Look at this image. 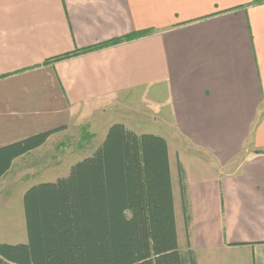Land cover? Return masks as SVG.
I'll use <instances>...</instances> for the list:
<instances>
[{"label": "crops", "instance_id": "0c3cea01", "mask_svg": "<svg viewBox=\"0 0 264 264\" xmlns=\"http://www.w3.org/2000/svg\"><path fill=\"white\" fill-rule=\"evenodd\" d=\"M115 124L165 140L179 251L178 211L197 264H264V0H0V148L63 128L0 177V215L26 157L71 128L100 145Z\"/></svg>", "mask_w": 264, "mask_h": 264}, {"label": "trees", "instance_id": "16d2710c", "mask_svg": "<svg viewBox=\"0 0 264 264\" xmlns=\"http://www.w3.org/2000/svg\"><path fill=\"white\" fill-rule=\"evenodd\" d=\"M83 49L49 61L85 54ZM63 128L0 148V177L14 159ZM167 144L160 136L112 125L98 149L66 177L32 186L23 196L26 243L0 244V264H197L178 249ZM178 165L185 228L190 222Z\"/></svg>", "mask_w": 264, "mask_h": 264}, {"label": "rangeland", "instance_id": "374dc122", "mask_svg": "<svg viewBox=\"0 0 264 264\" xmlns=\"http://www.w3.org/2000/svg\"><path fill=\"white\" fill-rule=\"evenodd\" d=\"M99 134L103 133L104 130H98ZM87 132L84 129H68L65 133L58 135L53 138L49 145L45 146L41 151H36L33 155L28 156L21 162L23 165L19 167L18 174L20 176H14L12 174L5 177L6 179L1 183L2 187H5L4 190L7 191L6 197L8 199L7 206V216L0 215V221L3 223L0 224V233H7V239L2 244L8 245H17L26 243V231L24 224V217L22 212V206L12 202L13 200V189H23L25 192L28 188H31L34 185L42 184L41 182H55L58 178L56 173L50 176H28L31 174L28 170L30 167L36 169L42 168H55L57 171L61 167H68L69 165H74L82 159L91 156V154L98 149L99 142L101 139L99 137L86 138ZM85 138H84V137ZM15 172V173H16ZM176 177L174 178V189H175V200H177V184ZM17 189V190H18ZM1 204L0 206L3 207ZM11 209V210H10ZM180 212L178 211V224H179V235L181 238L180 251L183 252L185 249L184 239L185 235L181 232V221L179 217ZM5 223V224H4ZM1 244V243H0ZM184 253V252H183ZM185 254V253H184Z\"/></svg>", "mask_w": 264, "mask_h": 264}]
</instances>
